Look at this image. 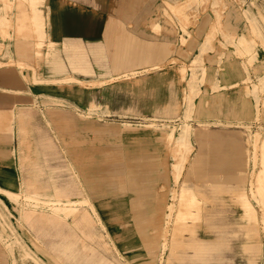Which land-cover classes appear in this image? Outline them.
<instances>
[{
    "label": "crops",
    "instance_id": "crops-1",
    "mask_svg": "<svg viewBox=\"0 0 264 264\" xmlns=\"http://www.w3.org/2000/svg\"><path fill=\"white\" fill-rule=\"evenodd\" d=\"M37 3L38 0H0V192L3 197L2 204L6 206L7 200L17 203L20 200L17 196L21 195L31 200L29 204L34 209H51V213H37L36 219L39 223L43 222L41 225L45 223L54 228L66 225L69 228L70 232L65 234L67 241L55 243L62 248L63 253L68 255L69 260L75 263L82 260L78 258V245L82 244L81 250L88 253L86 261L96 262V264H113L103 257L98 259L97 254H100V251L82 241L76 231L80 229L85 236L96 239L98 237V243L103 244L105 248L108 247L96 230V226L101 227L112 239V230L108 229L104 217V208L107 206V203L102 200L105 185L96 182L91 169H84L83 165L81 166L84 161L81 163L79 155L75 154L70 161L71 168L68 174L58 179L52 177V181L56 183L53 190L38 186L41 181L38 174H34L30 181L34 188L22 190L25 184L22 181V175L31 172L25 169L27 165L23 160L54 157L56 131L68 134L73 130L86 135L87 130L102 129L97 122L91 124L87 119L73 118L66 103L86 112L91 108L92 103H95L96 108L102 107V110L128 109L135 106H139L140 111L143 112L150 109L151 98L143 97L137 101L136 93L139 92L138 89L140 92L142 89L143 92L151 91V87H154V85L151 86L153 76L166 79L167 69L161 66L154 75L152 72L143 73L138 75V79L136 75H132L137 72V69L153 65L157 67V64H151V55L143 57V53L140 50L137 51V38L145 45L144 47L153 41H159L162 48L167 41H181V28L180 25H176L177 34L173 36V33L168 34L167 31L172 30L169 29V25H166V31L161 30L158 38L155 36L151 26L156 23L160 26L165 25L164 8L161 7L163 0H42V4ZM224 13L231 21L230 9ZM202 15L205 19L194 27L201 34L209 30L212 23L210 19H214L215 14L209 9ZM143 31L144 33H141ZM78 39L85 44L84 55L87 58L89 72L78 74L80 83L52 81L53 77L59 80L64 77L63 74L56 76L53 74L57 61L64 63L66 68L69 67L64 43L67 41L65 47L77 50L79 43L70 41ZM42 41H44L43 47L39 46ZM191 41H199L194 50V58L200 51L204 36L202 34ZM53 43H56L57 48L56 45L49 46ZM146 51L150 54L149 48H145L143 52ZM228 54L225 51L217 57L208 52L205 63V82L209 81L210 86L208 85L205 89L200 88V93L197 95L200 98L198 102L194 98L192 111V118H195L200 126L207 127L213 124L238 126L248 122L243 121L248 119L246 117L250 115L248 111H236L234 120L224 114L218 100L209 99V93L217 91L225 96L227 88L237 85L240 78L246 75L241 61L233 59ZM164 56L167 57V54ZM162 57L161 51L160 62ZM147 62L149 64H146ZM141 63H144L143 66L137 68V64ZM260 81L264 82V76L260 77ZM164 92L163 100L161 95L159 97L160 108L162 103H167L166 91ZM56 99L65 102V107L58 113L55 110ZM146 103H148L147 106ZM36 106L42 107V111H37ZM188 124L191 127L188 133L190 152L194 150L192 135L198 142L199 151L187 159L177 174L176 183L184 168L187 167L180 189L170 187L166 195L164 193L161 196L154 185L148 184V182H155L149 175L151 169L159 162L167 164V161L151 160L157 157L156 152L155 154L151 152L152 149H147L151 158L145 161L135 158L136 153L128 148H120L118 152L107 148L102 152L101 159L98 160L94 154L86 159L91 166H96L98 162L100 165H116L115 170L109 175L103 172L102 179L111 182L110 185L114 187L113 203L124 206L127 214H130L131 218L123 219L125 226H128L127 229L138 232L141 237L139 246H143L147 251V259L141 264H165V262H171V259H177L181 264L226 263L224 248L228 231L224 222V211L228 191H226L225 183L229 180L220 176L218 179H206L205 182L210 185H207L209 192L203 191L201 185L192 180V175L198 172L197 166L204 156L202 148L205 140L216 137V134L205 129L194 130L191 123ZM106 127L104 126V131H110L116 140L122 141L123 144L126 140L149 141L156 135L153 130L143 129L129 128L122 132L123 124L118 127ZM64 140L65 145L68 146V141ZM261 147L264 150V138ZM209 148L212 150V153L208 154L211 159L208 162L211 165L249 164V156H246L244 161L241 159L239 143L231 144L229 151H226V146L222 145H211ZM139 166L143 168L139 170ZM239 170L241 171V168ZM215 172L221 171L215 170L212 173ZM255 185L253 196L261 198L264 204L263 170L256 175ZM174 190L177 196H175L176 205H188L187 207L201 205L202 209L198 207V216L201 221L194 224L188 223L187 227L180 226L179 231L176 230L169 235L165 232V222ZM242 191L235 193L240 201ZM73 195H77V198H72ZM149 196H152L155 204L159 206L158 210L152 211L151 217L144 209L145 198ZM83 200H86V208L79 211L77 204ZM64 205L71 212L65 213ZM157 211L162 214V217L155 216ZM29 215L32 217L33 214L30 212ZM70 217L72 222L68 221ZM64 220L65 224H63ZM191 227L194 228L193 232L186 238L182 229ZM199 231L212 233V236L202 238L198 235ZM169 248L171 256L166 257L165 253ZM245 250L261 254L259 243L252 241L245 243ZM116 252L123 256L118 247Z\"/></svg>",
    "mask_w": 264,
    "mask_h": 264
},
{
    "label": "rangeland",
    "instance_id": "rangeland-1",
    "mask_svg": "<svg viewBox=\"0 0 264 264\" xmlns=\"http://www.w3.org/2000/svg\"><path fill=\"white\" fill-rule=\"evenodd\" d=\"M37 4H42V0H38ZM161 7L164 8L165 25L160 26L156 23L151 26L156 34L155 36L158 38L161 30L166 31V25H169V29L173 31L168 30V34L173 33V36H176L177 29L175 27L180 25L181 41H167V44L162 45V48L159 41H153L149 43L150 45L146 44V47H144L145 45L141 41L139 42L137 38V51L140 50L143 57L144 55H151V64L155 63L157 67L153 65L140 70L137 69V72L132 75H136L138 79V75L143 73L152 72V75H154L161 66L167 69L166 79L153 76L151 86L154 85V87H151V91L146 90L143 92L142 89L140 92V89H138L139 92L136 93L135 99L137 101L143 97L146 99L150 97L151 108L146 109L144 112L140 111L139 106L119 110L109 108L102 110V107L96 108L95 103H92L91 108L86 112L66 103L73 118L87 119L88 123L91 124L97 122L102 129L87 130L86 135L77 131L73 132V130L68 134L56 131L54 134L56 140L54 157L26 158L23 160L27 165L25 169L31 170V172L22 175V181L25 183L22 190L24 188L25 190L34 188L30 184L34 174H38L41 180L38 186L53 190L56 183L52 181V177L58 179V177L67 175L71 168L70 161H72L75 154L79 155L81 163L85 162L81 166L83 165L84 169H91L97 180L96 182L105 185L102 200L107 203V206L104 208V217L108 229L112 230V239L99 226H96V230L101 235L102 241H106L108 244L106 248L103 244L98 243V237L96 239L85 236L80 229H76L77 233L82 241L100 251V254H97L98 259L103 257L113 264H141L147 259L146 248L139 246L141 237L138 232L127 229L128 226H125L123 219L131 218V216L127 214L124 206L113 203L114 187L110 185L111 182L102 179L103 172L109 175L111 171L115 170L116 165H100V162H98L96 166H91L86 162V159H89L92 154L98 160L101 159L102 152L107 148L115 152H118L120 148H128L136 153L135 158L145 161L151 158L147 149H152L151 152L154 154L156 152L157 157L151 158V160L167 161V164L164 165L159 162L151 169L149 175L153 177L155 182H148V184L150 186L154 185L155 190L161 196L164 193L166 195L170 187L180 189L187 167L184 168L176 183L177 174H179L187 159L199 151L198 142L195 140L194 135H192L193 151L190 152V148L185 152V148L179 144L180 140H188V133L191 128L188 123H191L194 130L205 129L216 134V137L205 140V145L202 148L204 156L202 162L197 166L198 172L192 175V180L198 182L205 192H209L207 186L209 184L205 182L206 179H218L220 176L229 180L225 183L226 191H228L224 211V222L228 231L224 248L225 264H264V204L261 198L253 196V191L256 188L255 177L260 171H264V150L261 147L264 138V82L260 81V77L264 76V0H163ZM209 9L215 16L214 19H210L212 23L209 30L203 31L204 41L200 46V50H207L204 51L201 61L192 63L194 61V50L197 48L199 41L191 40L202 36L194 27L205 19L202 13ZM229 9L231 11V21L224 13ZM141 33H144V31ZM66 42L63 47L69 67L66 68L64 63L57 61L55 63V73L53 74L55 76L63 74L64 77L61 80L53 77L51 80L56 83H80L78 74L89 72L87 58L84 55L86 51L85 44L80 39L72 40L70 42L79 43L77 50H72L65 47ZM43 45L44 41L39 46L43 47ZM53 45H56V43L49 46L53 47ZM145 48L150 49V54L147 51L143 52ZM161 51L163 54L162 62L159 60ZM225 51L233 59L241 61L240 63L245 69L246 75L240 78L237 85L227 88L225 96L217 91L209 93V99L218 100L217 102L221 104L224 114L231 117V119H234L233 117L237 115L235 114L236 111H248V114H250L246 116L248 119L243 120L248 122L238 126L233 124L200 126L195 118H192L191 104L187 102L190 95V83L195 84L196 88L199 87V91L194 94V98L198 102L200 97L197 95L200 93V88L205 89L209 85V81L205 82V63L207 62L208 52H211L212 56L218 57ZM165 54H167V57L164 56ZM222 56L224 55L222 54ZM143 64H137V68L143 66ZM203 71L204 79L201 82L199 76H202L201 72ZM192 75L195 76L194 82L192 81ZM164 91H166L167 103H162V108H160L159 97L161 95L163 100ZM217 102L216 104H218ZM147 105L148 103H146ZM63 107H65V102L56 99L55 110L57 113ZM41 108L36 106L39 112L42 111ZM221 118L223 117L221 116ZM122 124V132L127 131L129 128L143 129L153 130L156 135L149 141L129 142L126 140L123 144L122 141L116 140V137L110 131H104V126L110 128L122 126ZM178 134L180 135L176 138ZM64 139L68 141V146L65 145ZM235 143H239L241 146L240 154L243 161L246 156H249V164L243 163L238 166L209 164L208 161L211 159L208 154L212 153L209 146L222 145L226 146V151H229L230 145ZM142 168L138 167L139 170ZM239 168H241V171ZM215 170L221 172L212 173ZM241 190L243 191L241 192L240 201L235 193ZM175 192L174 190L171 194L172 200L168 207V217L165 222V232L169 235L176 230L179 231L180 226L187 227L188 223L194 224L201 221L198 216V207L201 208V205L189 207H187L188 205H176ZM17 197L20 199L19 202L14 203L7 200L8 204L5 206L2 204L3 197L0 192V264H96V262L86 261L88 253L81 250L82 244L78 245V258H82V260L79 263L69 260L68 255L62 252V248L55 244L67 241L65 234L70 232L69 228L66 225L60 228H54L45 225V223L41 225L43 222H38L36 219L37 213H51L52 210L34 209L29 204L31 200L26 196L21 197V195H18ZM72 198H77V195H73ZM84 201L86 202V200H83L77 204L79 211L86 208ZM145 201L144 209L148 211V215L151 217L152 211L154 209L158 210L159 206L155 204L156 202H154L152 196L146 197ZM248 206L250 207L249 210L246 209ZM64 209H66L65 205L63 211ZM67 211L71 212V210ZM67 211L65 213H68ZM30 212L33 214L32 217L29 215ZM155 216L162 217V214L157 211ZM71 219V217L68 218V221L72 222ZM63 224H65V220ZM191 228L182 229L186 238L193 232L194 228ZM198 235L206 238L211 237L212 233L199 231ZM251 241L256 244L259 243L262 255L245 250V243ZM117 247L121 250L123 256L116 252ZM165 256H171L170 248L166 251ZM165 264L181 263L177 259H171V262H165Z\"/></svg>",
    "mask_w": 264,
    "mask_h": 264
},
{
    "label": "bare ground",
    "instance_id": "bare-ground-1",
    "mask_svg": "<svg viewBox=\"0 0 264 264\" xmlns=\"http://www.w3.org/2000/svg\"><path fill=\"white\" fill-rule=\"evenodd\" d=\"M185 28V27H184ZM207 50V49H206ZM206 50H200L195 56H194V61L192 62V63H195V62H198V61H201L202 60V58H203V54L205 53L204 51H206ZM201 74H202V76L200 77L199 76V79H200V81L201 80H203L204 79V71L203 72H201ZM194 78H195V76L194 75H192V81L194 82ZM202 82V81H201ZM189 89H190V95L188 96V101L187 102H189L190 104H191V112H192V105H193V98H194V94H195V92H197V91H199V87L198 88H196L195 87V84H193V83H190V86H189ZM188 91V90H187ZM179 144L182 146V147H184L185 148V152H186V150L188 151V149H190V144H189V142H188V140L187 141H179ZM184 152V153H185ZM183 153V154H184ZM85 202V201H84ZM80 203H81V201H80ZM247 205V204H246ZM246 209H250V207L248 206V207H246ZM67 210H69V209H64V212H66Z\"/></svg>",
    "mask_w": 264,
    "mask_h": 264
}]
</instances>
